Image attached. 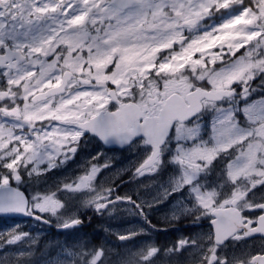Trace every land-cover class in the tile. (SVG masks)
<instances>
[{
	"label": "snow or ice",
	"instance_id": "6c2138e0",
	"mask_svg": "<svg viewBox=\"0 0 264 264\" xmlns=\"http://www.w3.org/2000/svg\"><path fill=\"white\" fill-rule=\"evenodd\" d=\"M90 139L142 151L137 176L170 170L163 193L117 195L97 182L109 167L99 156L55 190H21ZM166 198L179 201L174 219L208 231L115 260L76 245L54 264H157L189 251L191 264H264V244H248L264 241V0H0V215L69 229L79 207L103 215L126 202L150 225L145 209ZM0 242L35 241L14 226Z\"/></svg>",
	"mask_w": 264,
	"mask_h": 264
},
{
	"label": "flooded vegetation",
	"instance_id": "af4514ba",
	"mask_svg": "<svg viewBox=\"0 0 264 264\" xmlns=\"http://www.w3.org/2000/svg\"><path fill=\"white\" fill-rule=\"evenodd\" d=\"M110 87H114L110 85ZM99 156V163L102 165L105 162L109 165L107 168H102L101 172L97 174V182L104 183L107 187H111L114 189L115 193L120 196H131L134 200L140 203V196L142 192L140 191V187L142 181L144 180L147 175L144 176H137L135 175V169L139 166V163L142 162L144 158V153L140 151L138 148H122L120 145H105L102 141L98 139H90L87 143H82L80 148L78 149L77 153L72 156L69 160H67L60 169H53L50 172L46 173L48 188L51 190H55V186L57 184H63V182L75 178L76 176L83 175L85 170L90 168L92 163H96V160H93V157ZM169 171H165L160 175L152 174L153 177H158L159 182L157 184L164 183L166 181V177L170 174ZM216 179L215 174H212L209 177L210 181H214ZM28 183H34L33 180H29L25 177ZM144 189V187H143ZM23 190V189H22ZM158 190H160L158 188ZM24 191V190H23ZM25 192V191H24ZM261 193H257V198ZM68 199L70 207L75 208L76 202L75 199H71L70 196H66ZM175 199L166 198V201L162 204H158L157 207H161L163 211L173 212V207L175 203L173 202ZM179 203V202H178ZM128 206L125 202L122 205H119L118 210L115 212L116 214H120L123 212L124 208ZM92 213L84 212L82 210L81 215L79 218L82 220V223L75 226L74 228L63 229L61 228L57 220L50 219V222L43 223L41 221H37L35 219L28 218L27 220L35 221L43 224L49 230L53 231L56 230L61 235H64L66 232L73 231L76 229H84L85 231L92 232L95 230V227L102 226L104 223L107 222L106 218H108L109 214L104 213L103 215L95 212L91 209ZM153 226V222L157 220L159 225H169L171 228H177L181 230L182 238L186 237H196L208 231V223L206 220H200L198 222H194V218L191 216H181L179 219H174L172 217L168 218L166 221L159 219H149ZM106 225H109L106 223ZM154 227V226H153ZM161 227V226H160ZM155 230V229H154ZM156 231V230H155ZM113 231L109 229L107 226L106 229V236L107 238H99L93 237V240L90 244H96L97 247H100L101 243H104L108 246L106 248V253H110L109 246H112L113 242ZM157 247L161 249H166L171 247L174 243H176L180 239H176L174 234H171L170 237L163 238L156 233L154 237ZM133 244L137 243L140 244L139 241H132ZM249 247L254 249H259L264 241L260 239V235L256 234L254 238L249 239ZM193 259L191 251L183 253V256H172L169 257L164 255L163 253L160 254L161 262L157 264H191ZM169 261V262H168Z\"/></svg>",
	"mask_w": 264,
	"mask_h": 264
},
{
	"label": "rangeland",
	"instance_id": "374dc122",
	"mask_svg": "<svg viewBox=\"0 0 264 264\" xmlns=\"http://www.w3.org/2000/svg\"><path fill=\"white\" fill-rule=\"evenodd\" d=\"M170 175H172V172L167 175L166 181ZM46 180V174H43L40 176L38 181L33 180L34 183L29 184V181H26L25 184L21 185V190L23 189L28 195L34 194L35 191L49 190ZM158 182L159 178L153 177L152 174L147 175V177L144 178L140 187V191L142 192L140 196V203L144 201H152L155 196L163 193V188L160 187L161 184H157ZM13 184H15V181H13ZM100 184L104 187L106 186L104 183ZM158 188L160 190H158ZM165 201L166 199L159 204H162ZM75 202V208H77L80 201L75 200ZM173 202L175 203L173 207L174 210L179 201L178 199H175ZM157 205L158 204H153L151 208L145 209L148 219L161 218L166 221L170 217L173 218V212L171 213L167 210L162 212L161 207H157ZM83 209L84 212H89L90 214L92 213L90 208L79 207V215H81ZM50 219L56 221L55 217ZM106 220V223L109 225L104 223L102 226L95 227V230L92 232L85 231L84 229H76L61 235L56 230H49L46 226L39 222L15 217H0V233H5L6 230H11L14 226H19L23 231L30 233L31 237L35 241L34 243L25 242L11 246H0V264H9L11 261H15V264H17V260L26 262V264H54L62 252L71 249L73 246L82 244H87L89 249L93 247H103L106 249L108 246L104 243H101L100 247H97L96 244L92 245L90 244L92 242L89 241L93 240L94 236L98 237L100 240L102 238H107V226L113 231V242L112 246H109L110 253H108L110 260H115L117 258V253H123L128 249L136 250L146 245H153L157 247V243L154 239L156 233L163 238L170 237L171 234H174L176 239L182 238L180 229L171 228L169 225H159L161 223L157 220L153 222L154 227L145 223L141 216L134 214L130 205L126 206L120 214H116L115 212L109 214ZM133 229L138 232H140L141 229L144 230L132 240L139 241L140 244H133L134 242L132 241H120L117 238L118 233H125ZM0 244H2V242H0ZM124 245H126V247H124ZM19 250H25V255L23 257H20ZM159 262H161V260L157 261V263Z\"/></svg>",
	"mask_w": 264,
	"mask_h": 264
},
{
	"label": "water",
	"instance_id": "95a60500",
	"mask_svg": "<svg viewBox=\"0 0 264 264\" xmlns=\"http://www.w3.org/2000/svg\"><path fill=\"white\" fill-rule=\"evenodd\" d=\"M0 217H6V218H8V217H15V218H20V219H28V218L35 219L33 217H29V216H26V215L21 214V213H16V214H3V215H0ZM41 222H43V221H41ZM43 223H45V222H43Z\"/></svg>",
	"mask_w": 264,
	"mask_h": 264
},
{
	"label": "trees",
	"instance_id": "16d2710c",
	"mask_svg": "<svg viewBox=\"0 0 264 264\" xmlns=\"http://www.w3.org/2000/svg\"><path fill=\"white\" fill-rule=\"evenodd\" d=\"M96 238H98V237H96ZM16 262L15 261H11L9 264H15Z\"/></svg>",
	"mask_w": 264,
	"mask_h": 264
}]
</instances>
